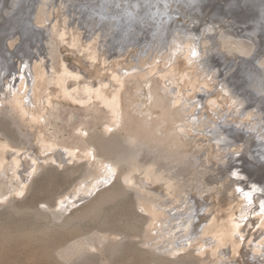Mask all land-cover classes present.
Masks as SVG:
<instances>
[{"label":"bare ground","instance_id":"1","mask_svg":"<svg viewBox=\"0 0 264 264\" xmlns=\"http://www.w3.org/2000/svg\"><path fill=\"white\" fill-rule=\"evenodd\" d=\"M227 3L0 0V114L23 138L2 115L0 205L47 164L64 167L65 181L83 174L49 205L77 233L58 254L65 262L96 252V264H114L125 235L168 257L137 249L145 264H264V0ZM24 15L33 40L13 53ZM75 119L77 135L59 127ZM128 190L143 235L84 232Z\"/></svg>","mask_w":264,"mask_h":264},{"label":"rangeland","instance_id":"2","mask_svg":"<svg viewBox=\"0 0 264 264\" xmlns=\"http://www.w3.org/2000/svg\"><path fill=\"white\" fill-rule=\"evenodd\" d=\"M236 1L238 2V0ZM126 2H129V0L128 1L126 0ZM91 5H88L86 7L88 8V10L90 9L89 12L92 13ZM225 5H228L227 0H225ZM262 6H264V4ZM33 8L35 9L34 5L32 9ZM13 14L14 12L12 11L10 15H13ZM252 14H259V13L258 11H256V12H252ZM122 15H125V14H121V17H120L121 21L124 22L123 21L124 17L122 19ZM13 19H14V16L10 20H13ZM30 20L31 21L34 20V14L30 16ZM31 21H28L26 15L22 17V19L20 20V23L18 21V25L16 26L18 30L16 31V34L19 38L18 40L19 42L18 41L16 42V45L13 48V53H15L16 50H18V48L21 47L23 44L28 43L27 40L29 41L33 40L30 36L29 37L25 36L24 31H22V27H27V24L30 25ZM126 22H129V21H126ZM161 24H162V19L158 18L157 26H161ZM262 28L264 30V21L262 24ZM4 29H3V34H6L7 28L4 27ZM157 30L159 31L158 28ZM154 35H156V33L153 34L152 38L148 39V41L155 39ZM6 41L7 40H5V42ZM2 47L4 48V50H0V53L7 50V48H5V43H2ZM11 60L9 58L8 62H10ZM245 75H248L247 71ZM253 78L254 77H252L251 80H253ZM2 115L4 117H2ZM65 116L66 114L64 113L63 117ZM0 118L2 119L3 123L7 124V121H8V124H9V119L4 114H0ZM78 123H79V119H75L73 122H70L67 125L64 122H61L59 127L66 134L73 133L74 135H77L78 134L77 132ZM8 128L11 131H15L14 134L16 135L18 142H23L22 141L23 138H21V135L19 134V132L14 126L10 125ZM4 130L7 131L6 128H4ZM93 131L94 129H92L89 134H91ZM85 137H87V133H85ZM66 140L69 143L73 142L72 139L66 138ZM27 143L29 142L24 141L25 145ZM20 145H23V144H20ZM240 157H243V156H240ZM39 163L40 164L42 163L41 160H39ZM244 163L245 162H240L237 164L240 166L241 169H244V168L246 169V165ZM67 166L73 167V164L67 165ZM63 171H64V167L62 168L58 167L57 163L53 165L52 164L45 165L42 169H39L36 175L32 178L33 183H30L28 185L31 187L28 188L29 190L28 189L26 190V193H24L23 196H21L20 198L12 199V201L9 203L0 205V264H59V263L60 264L62 263L71 264L72 263L73 264L75 262L76 258L74 257L76 256H74L69 261L65 262L58 256V254L61 252L63 248H65L67 245L73 242V238L76 236L77 233L74 227H67V228H64V226L62 227V221L61 220L58 221L57 217H53L51 215L53 210L49 208V205L51 204L53 205L54 203L56 204L61 198V196H63L64 194L68 192L71 193L72 189H74L73 186L76 183H78L79 179L82 177L83 174L77 173L75 174V176L73 175L71 178H68L67 181H65L66 178L63 177L64 176ZM261 175L264 176V167L263 169H261V171H259L258 176L260 177ZM128 192L129 193L127 194V196H124V198H121L117 200L116 202L105 205L104 209L101 212L100 220H99L100 222L101 221L104 222V224L106 223L105 225H103L102 222H101L102 225L100 224V222L94 223V224L84 223L83 225V230H85L84 232H87L89 229L93 227L99 226L98 228H102L101 226H104V227L110 228L108 226H111V227H115L122 231L125 230V232L127 233L130 232L133 234L137 232L143 235V231L145 227L141 226L142 223H140L139 225V228L142 227L141 228L142 230L137 229V231L134 232V230L132 229V227L135 225V221L131 218L132 217L131 213L132 212L137 213L139 216H142V217H146V216L143 215L144 213L142 212L141 209L137 207L136 204L133 206L131 210V204L132 202H134L135 198H134L133 192H131L130 190H128ZM95 194L93 196H95ZM92 197H90L87 201L91 200ZM142 238L141 239L132 238V237L126 238L124 235L122 237L123 245L120 248L119 255L115 258L114 264H145L143 263L144 261L143 258L145 256L142 252L140 253L139 250L140 251L147 250L149 251L150 254H152L155 257L168 258L167 256L159 252L155 253L153 250H151L147 246L139 244ZM190 240H192V237L190 238L189 235H187L184 239H181L180 241H176L174 244V248H177L180 245L184 247L186 243ZM130 242L132 244L138 243L136 245L137 248L135 249V247H133ZM137 249L139 250L136 251ZM92 255L93 256H89V258L85 255L83 258L80 259L83 261L81 262L79 261L77 264L79 263L86 264L88 260L89 262H93L92 264H96L97 258H100L101 255L97 254L96 252L92 253ZM84 258H86V260ZM91 258H93V260ZM99 264H110V263L105 262L104 260H101Z\"/></svg>","mask_w":264,"mask_h":264},{"label":"water","instance_id":"3","mask_svg":"<svg viewBox=\"0 0 264 264\" xmlns=\"http://www.w3.org/2000/svg\"><path fill=\"white\" fill-rule=\"evenodd\" d=\"M35 29V28H34Z\"/></svg>","mask_w":264,"mask_h":264}]
</instances>
